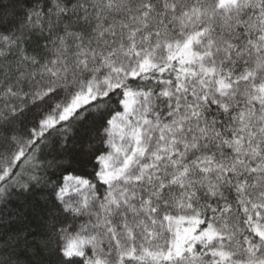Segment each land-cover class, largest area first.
<instances>
[{
	"label": "snow or ice",
	"instance_id": "snow-or-ice-1",
	"mask_svg": "<svg viewBox=\"0 0 264 264\" xmlns=\"http://www.w3.org/2000/svg\"><path fill=\"white\" fill-rule=\"evenodd\" d=\"M0 264H264V0H0Z\"/></svg>",
	"mask_w": 264,
	"mask_h": 264
},
{
	"label": "trees",
	"instance_id": "trees-1",
	"mask_svg": "<svg viewBox=\"0 0 264 264\" xmlns=\"http://www.w3.org/2000/svg\"><path fill=\"white\" fill-rule=\"evenodd\" d=\"M39 190L36 191V193H34L35 196H39ZM18 203V201H13V206H15Z\"/></svg>",
	"mask_w": 264,
	"mask_h": 264
}]
</instances>
